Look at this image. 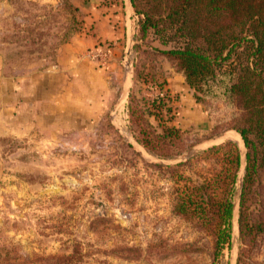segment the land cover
Here are the masks:
<instances>
[{
    "label": "rangeland",
    "instance_id": "374dc122",
    "mask_svg": "<svg viewBox=\"0 0 264 264\" xmlns=\"http://www.w3.org/2000/svg\"><path fill=\"white\" fill-rule=\"evenodd\" d=\"M12 2L0 17V47L13 44L10 67L30 71L34 64L20 60L52 57L76 30L77 12L69 0ZM145 46L134 69L129 60L134 85L118 101L121 114L72 135L0 143V264H263L264 171L245 201L241 111L192 87L183 72L187 89L171 93L177 107L154 106L147 81L163 86L178 66L157 50L173 44L149 37ZM244 208L252 230L242 233Z\"/></svg>",
    "mask_w": 264,
    "mask_h": 264
},
{
    "label": "crops",
    "instance_id": "0c3cea01",
    "mask_svg": "<svg viewBox=\"0 0 264 264\" xmlns=\"http://www.w3.org/2000/svg\"><path fill=\"white\" fill-rule=\"evenodd\" d=\"M12 1L0 0V17ZM69 1L78 26L48 61L22 58L20 64H34L30 71L10 67L7 48L13 44L0 47V143L29 135H72V129L93 127L104 114H121L118 101L134 85L129 60L134 69L140 55L135 44H141L131 0ZM96 50L108 52L104 65L89 59ZM164 86L173 94L187 89L184 75L176 71L165 73ZM181 112L189 110L182 106Z\"/></svg>",
    "mask_w": 264,
    "mask_h": 264
},
{
    "label": "trees",
    "instance_id": "16d2710c",
    "mask_svg": "<svg viewBox=\"0 0 264 264\" xmlns=\"http://www.w3.org/2000/svg\"><path fill=\"white\" fill-rule=\"evenodd\" d=\"M138 16V39L142 55L146 40L173 44L160 54L177 63L187 82L204 95L219 98L241 111L236 125L247 148L243 188L245 201L249 181L264 171V0H131ZM137 65V62L136 64ZM136 67V66H135ZM150 93H164L152 99L154 106H171L169 90L148 80ZM233 160L240 166L234 144ZM243 204V203H242ZM232 204L221 206L226 228L219 238L230 236ZM245 208L240 216L241 232ZM246 215V214H245ZM247 216V215H246ZM222 241V242H223Z\"/></svg>",
    "mask_w": 264,
    "mask_h": 264
},
{
    "label": "built area",
    "instance_id": "2783aa9c",
    "mask_svg": "<svg viewBox=\"0 0 264 264\" xmlns=\"http://www.w3.org/2000/svg\"><path fill=\"white\" fill-rule=\"evenodd\" d=\"M88 57H89V59H91L93 61H100V63L102 65H104L105 62H106V60L108 59L109 55H108V52L107 51H99V50H96V51L89 52L88 53ZM150 96L153 99H158V98H162L164 96V93H150ZM171 99H172V102H173V99L174 98H173V95L172 94H171Z\"/></svg>",
    "mask_w": 264,
    "mask_h": 264
},
{
    "label": "bare ground",
    "instance_id": "6f19581e",
    "mask_svg": "<svg viewBox=\"0 0 264 264\" xmlns=\"http://www.w3.org/2000/svg\"><path fill=\"white\" fill-rule=\"evenodd\" d=\"M229 138H232L242 144V139L238 135H231Z\"/></svg>",
    "mask_w": 264,
    "mask_h": 264
},
{
    "label": "water",
    "instance_id": "95a60500",
    "mask_svg": "<svg viewBox=\"0 0 264 264\" xmlns=\"http://www.w3.org/2000/svg\"><path fill=\"white\" fill-rule=\"evenodd\" d=\"M223 137H224V135L220 136L218 139H221V138H223ZM218 139H216V140H218Z\"/></svg>",
    "mask_w": 264,
    "mask_h": 264
}]
</instances>
